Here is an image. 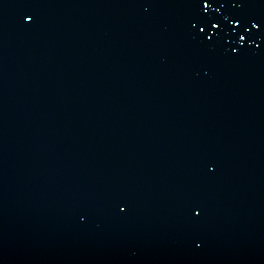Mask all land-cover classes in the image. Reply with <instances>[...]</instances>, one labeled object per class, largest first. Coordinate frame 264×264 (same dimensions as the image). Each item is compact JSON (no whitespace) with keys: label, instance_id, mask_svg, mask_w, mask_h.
Returning <instances> with one entry per match:
<instances>
[{"label":"water","instance_id":"water-1","mask_svg":"<svg viewBox=\"0 0 264 264\" xmlns=\"http://www.w3.org/2000/svg\"><path fill=\"white\" fill-rule=\"evenodd\" d=\"M0 264H264V0H0Z\"/></svg>","mask_w":264,"mask_h":264},{"label":"snow or ice","instance_id":"snow-or-ice-1","mask_svg":"<svg viewBox=\"0 0 264 264\" xmlns=\"http://www.w3.org/2000/svg\"><path fill=\"white\" fill-rule=\"evenodd\" d=\"M207 7H208V4L205 3V4H204V8H207ZM27 19H28V20H31L32 17L29 15V16H27ZM213 27H218V25H213ZM203 31H204V29H203V28H200V32H203ZM240 39H241V40H244V37L241 36ZM196 215H199V213L197 212Z\"/></svg>","mask_w":264,"mask_h":264}]
</instances>
